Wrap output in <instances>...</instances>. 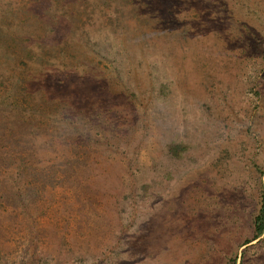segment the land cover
<instances>
[{"label": "rangeland", "instance_id": "rangeland-1", "mask_svg": "<svg viewBox=\"0 0 264 264\" xmlns=\"http://www.w3.org/2000/svg\"><path fill=\"white\" fill-rule=\"evenodd\" d=\"M263 192L264 0H0V264H264Z\"/></svg>", "mask_w": 264, "mask_h": 264}, {"label": "trees", "instance_id": "trees-1", "mask_svg": "<svg viewBox=\"0 0 264 264\" xmlns=\"http://www.w3.org/2000/svg\"><path fill=\"white\" fill-rule=\"evenodd\" d=\"M254 236L257 238L264 234V192L261 195L260 205L253 218ZM248 242V241H246Z\"/></svg>", "mask_w": 264, "mask_h": 264}]
</instances>
